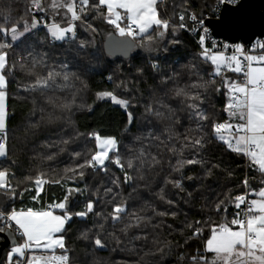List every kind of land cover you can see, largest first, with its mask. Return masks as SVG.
<instances>
[{
    "label": "trees",
    "instance_id": "16d2710c",
    "mask_svg": "<svg viewBox=\"0 0 264 264\" xmlns=\"http://www.w3.org/2000/svg\"><path fill=\"white\" fill-rule=\"evenodd\" d=\"M41 4L46 11L33 12L31 0H0V10H3L0 26L11 27L17 21L30 23L33 15L42 22L12 48L5 49L9 64L22 55L26 61L24 69L17 65L7 76L8 155L0 159V169L10 173L16 195L11 197L0 192V210L43 209L46 202H62L68 196L72 203L67 211L74 214L84 211L92 201L94 212L102 216L73 215L65 226L63 235L72 264H94L95 261L99 264H192L193 255L209 257L211 254L204 253V245L212 226L233 218L238 210L234 198L243 195L246 188L252 192L264 185V176L244 156L229 151L212 133L213 122L230 119L224 111L228 93L223 81L225 78L241 81V74L223 69L221 76H215V66L202 59L193 38L173 24H169L163 36H158L161 29L153 26L151 41L135 39L139 46L135 55L112 59L105 54L103 35L114 29L92 9L84 22L76 23L74 38L53 41L43 23L55 21L67 26L70 14L66 16L65 9L53 10L51 0H41ZM9 12V19H4ZM165 12L174 18L180 13L188 17L202 15L204 11L200 12L192 0H167ZM89 24L96 31L88 29ZM81 41L86 44L84 49L79 47ZM4 42L11 43L10 33L0 35V43ZM29 51L36 59H43L34 70L32 57L26 55ZM155 63L159 66L153 67ZM50 70L68 72L69 80L64 81L61 76L57 87L47 90L46 95L30 90L34 83V75L30 73L44 75ZM210 81L215 83H209L206 89L191 87ZM177 87L200 93L201 110L209 116L202 130L191 118L184 98L174 95ZM104 91L127 100L128 108L109 98L98 99L97 93ZM48 97L56 105H68V108H54L46 102ZM149 105L164 113V118L148 115L145 109ZM93 134L117 140V150L105 163L106 172L77 167L85 164L97 150ZM169 135L173 139L169 140ZM185 136L193 139L203 136L204 146L185 148L182 155L169 150L173 146L179 149ZM49 156L53 158L48 159ZM117 156L123 164L131 159L135 165L134 169H126L133 177L127 183L124 172L112 162ZM152 156L160 163L149 166ZM187 159L201 162L176 171L177 161ZM68 169L83 171V176H73ZM41 173L49 183L42 186L37 196L34 180ZM114 179L118 180L119 187L112 183ZM177 179L182 189L168 183ZM56 180L60 183L53 182ZM108 188L112 192H106ZM69 189L79 191L69 195ZM221 201L224 203L217 212L216 205ZM114 204L127 208L128 215L120 222L107 219ZM132 214L146 217L149 222L122 231L130 223ZM100 224L104 225L103 229ZM189 225L203 228L202 234L193 236ZM85 232L88 239L82 238ZM96 235L106 243L103 250H97L92 243ZM19 239L21 243L22 238ZM10 250L4 251L3 260Z\"/></svg>",
    "mask_w": 264,
    "mask_h": 264
},
{
    "label": "snow or ice",
    "instance_id": "6c2138e0",
    "mask_svg": "<svg viewBox=\"0 0 264 264\" xmlns=\"http://www.w3.org/2000/svg\"><path fill=\"white\" fill-rule=\"evenodd\" d=\"M162 0H51L50 7L53 10L65 9V15L70 14V19L66 27L53 21L52 23H43V27L47 30L48 35L53 41H64L71 33L75 37L77 21L84 22L89 9L94 10L101 19L108 25L112 26L119 37L131 38L133 41L140 37L142 40H152L150 29L155 26L161 29L158 33L163 36L169 29V20L162 19L158 4ZM230 2V0H221V3ZM234 2V0H231ZM33 12H44L46 9L42 7L41 0H31ZM3 11V10H0ZM59 14V13H57ZM10 12L5 15L4 19H9ZM179 19L183 21L184 15L181 14ZM192 20H196V16H191ZM126 21V23H125ZM203 26V20L199 21ZM42 22L35 15L32 16L30 23L28 21H17L11 27L0 26V35L8 36L10 33V41L0 43V158L7 157L8 143L6 135V122L8 112L6 109V88L8 84V73L19 65L21 69L25 68L26 56L22 55L18 61L9 64V54L5 49L12 48L15 42L19 41L26 34L31 33L34 29L40 27ZM91 31H96L92 25H86ZM184 28L183 23L180 24ZM205 35L199 37V43L203 48L201 57L205 61H211L215 66L214 75L221 76L222 70L243 74V81H230L224 79V86L227 88L228 103L225 105L224 111L229 116V121L213 122L212 133L217 140L223 143L227 149L237 155L246 157L249 165L264 176V52L260 55L246 54L243 46L236 45L234 54L225 56L223 53L209 54V49L203 47L205 45L206 34L208 29L203 28ZM79 47L84 49L85 42L81 41ZM264 50V43L255 45L250 51L256 48ZM27 56L32 57V69L34 70L43 59H36L32 52H27ZM66 67V66H64ZM156 67V65H153ZM34 75V83L30 86V90L39 91L42 95H46L47 90H54L57 87V79L62 76L64 81L69 80L68 72L50 70L44 75L32 71ZM111 79V77H109ZM209 83L215 81L192 84V88H207ZM219 91V89H217ZM176 97H183L187 109L190 110V116L197 123L198 129H203L205 122L209 120L206 112L201 110L202 97L199 92H189L185 88L177 87L174 89ZM98 99L110 98L117 105L128 108L129 102L117 98L112 92L104 91L97 93ZM53 107H60L62 110L67 109L68 105H56L51 97L46 100ZM146 113L158 119L164 118V113L159 109H154L149 105L145 109ZM129 122L132 121L131 113L128 114ZM236 120V123L231 122ZM35 127V125H33ZM168 131V130H166ZM97 141L98 150L91 156L85 164L78 165L79 169L90 167L107 171L105 161L110 159L109 153L117 150V140L112 137L101 138L97 134H93ZM159 139V137H157ZM169 140L173 139V135H169ZM163 143V141H162ZM205 139L203 136L198 138L184 137L179 149L175 146L169 150L179 152L181 155L183 150L188 147L202 148ZM77 156L79 154H76ZM144 153H141L143 156ZM52 159V156L47 157ZM124 172V182L127 183L133 179L126 169H134L133 160H128L127 164H123L117 156L113 161ZM194 159L178 160L176 171H180L185 165L200 163ZM141 165L144 161H140ZM160 161L155 157H151L149 166L159 164ZM73 176H83V171L77 173L76 169H68ZM10 173L7 169H0V192L14 197L16 195L15 188L9 179ZM45 174L41 173L34 180L37 186V196L42 190V186L49 183L44 178ZM73 178V177H69ZM143 179V176H141ZM60 183L59 180L53 181ZM119 187L117 179L112 181ZM168 183L174 187L182 189V183L179 179L169 180ZM248 185V181H244ZM264 183V180H262ZM79 189H69V195ZM112 192L111 188L105 190ZM252 195L257 198L248 199V195H240L234 198V206L238 211L230 221L213 225L211 235L207 238L204 245V253L211 254V259L207 255H193L190 259L192 264H264V187L259 191H252ZM35 199V197H34ZM163 199V197H161ZM168 203H172L168 201ZM223 201L216 205V211L221 210ZM68 196L64 201L50 205L49 208L62 210V215H56L52 210H34L28 208L26 211L12 209L11 211L0 210V232L10 230L15 226L16 230L24 239V243L17 244L11 248L8 253V264H20V259L13 260L14 257L25 258L26 253L31 252L26 258V264H72L70 250L65 243L63 233L66 231L65 225L72 220L73 215L85 218L89 213L96 216H102L101 213L94 212V204L89 201L85 210L70 213L67 211ZM246 205L241 211V206ZM226 211V209H225ZM158 215H166V213H157ZM128 215L127 208L123 204H114L112 211L108 213L107 219L113 222H120L124 216ZM148 218L136 214L130 217V223L126 224L122 231L131 228H139L141 225L148 223ZM199 223V222H197ZM100 229L104 228L103 224L99 225ZM193 229V236H199L203 232V228H197L189 225ZM60 234V235H57ZM83 239H88L87 232L82 234ZM141 239L142 237H136ZM97 250H103L106 243L100 235H96L92 241ZM60 250V254H57ZM162 251V250H161ZM39 253V254H37ZM94 264H99L95 261Z\"/></svg>",
    "mask_w": 264,
    "mask_h": 264
},
{
    "label": "water",
    "instance_id": "95a60500",
    "mask_svg": "<svg viewBox=\"0 0 264 264\" xmlns=\"http://www.w3.org/2000/svg\"><path fill=\"white\" fill-rule=\"evenodd\" d=\"M205 23L217 37L248 44L264 35V0H239L237 4H224L219 15L206 18ZM103 48L112 59H128L138 52L135 40L119 37L115 30L103 35ZM71 203L70 197L67 209ZM17 244L19 238L13 228L0 232V264L4 259V251Z\"/></svg>",
    "mask_w": 264,
    "mask_h": 264
},
{
    "label": "built area",
    "instance_id": "2783aa9c",
    "mask_svg": "<svg viewBox=\"0 0 264 264\" xmlns=\"http://www.w3.org/2000/svg\"><path fill=\"white\" fill-rule=\"evenodd\" d=\"M166 1L164 0L161 3V9L165 14V19L169 20V24L175 25L179 29L185 31L191 38H193V40L197 44L198 51H199L200 55H201V52L203 51V48L199 43V37L201 35H205V33L203 32L204 27H206L208 29V33L206 34L205 45L203 47H206L207 49H209V54L223 53L225 56H231L234 54V50H235L236 45L243 46L246 54H251V55L262 54V50L259 49L258 47L255 49V51H250V49H253V47L255 45H258L260 43H264V35L256 37L252 42H250L248 44H246L242 41L234 42V41H230V40L224 39L222 37H217V36L213 35L210 27L205 23L206 18L217 17L224 4H237L239 2V0H234V2H231V0H230V2H225V3H221V0H215L212 4L211 8L208 11L204 12L202 15L191 14L190 16L187 17L185 14L180 13L174 18L166 15V12H165ZM181 14H183L185 17V19L183 21H181L179 19V16ZM192 15L196 16L197 19L195 21L191 19ZM201 20H203V26H201V24L199 23V21H201ZM77 22H75V23H77ZM181 23H183L185 25L184 28L180 27ZM75 35H76V30H75ZM68 36L72 37V34L70 33ZM155 65H156V67L159 66L158 63H155ZM243 79H244V76H243V74H241V82L243 81ZM246 160L248 161L247 158H246ZM92 169L97 170L94 168H92ZM245 194L248 195L249 200L252 199L251 192L248 188H246L243 195H245ZM56 203H59V202H46L43 209L55 211L57 209H55V208L50 209L49 206L54 205ZM245 208H246V205H243L241 207V210H239V211H241L243 214V209H245ZM237 211H235V214ZM14 230H15V233H16L18 238L22 237L20 235V233L16 230V228ZM19 244H20V239H19ZM31 254H32L31 252H28V253H26L25 258L14 257L13 260L15 261L17 259H20V264H26V258L28 255H31ZM37 254H39V253H37ZM57 254H60V250H57ZM2 264H8L7 258L5 260H3Z\"/></svg>",
    "mask_w": 264,
    "mask_h": 264
},
{
    "label": "crops",
    "instance_id": "0c3cea01",
    "mask_svg": "<svg viewBox=\"0 0 264 264\" xmlns=\"http://www.w3.org/2000/svg\"><path fill=\"white\" fill-rule=\"evenodd\" d=\"M164 0H162V2H163ZM166 1V0H165ZM215 0H192V3L194 4V6H198V8H199V10H200V12H206V10L208 11L210 8H211V6H212V4H213V2H214ZM161 2V3H162ZM161 3L160 4H158V9H159V11H160V14H161V12L164 14V12L162 11V9H161ZM203 12V13H204ZM161 16V15H160ZM161 18L162 19H165V15H164V17H162L161 16ZM125 23H126V21H125ZM151 30V29H150ZM158 36H160L159 34H158ZM139 50V46L137 45V51ZM6 101V100H5ZM231 122H233L234 123V120L233 121H231ZM237 121L235 120V123H236ZM0 159H2V158H0ZM262 187H264V185L262 186ZM261 188V187H260ZM259 188V189H260ZM259 189H257L256 191H259ZM254 198H257V197H255L254 195H253V197H252V199H254ZM34 210H44V209H34ZM17 211H20V210H17ZM24 211H26V210H24ZM54 212V211H53ZM54 214H56V215H62V214H58V212L56 211V212H54ZM66 226V225H65ZM57 235H60V234H57ZM211 235V234H210ZM209 235V236H210ZM22 238V237H21ZM22 242L24 243V239L22 238ZM209 259H211V255L209 256Z\"/></svg>",
    "mask_w": 264,
    "mask_h": 264
},
{
    "label": "rangeland",
    "instance_id": "374dc122",
    "mask_svg": "<svg viewBox=\"0 0 264 264\" xmlns=\"http://www.w3.org/2000/svg\"><path fill=\"white\" fill-rule=\"evenodd\" d=\"M61 26H62V24H61ZM64 27H66V26H64ZM114 94V93H113ZM115 95V94H114ZM117 96V95H116ZM117 98H119V99H121V100H125V99H123V98H120V97H118L117 96ZM110 99V98H109ZM127 101V100H126ZM5 104H6V101H5ZM6 109H7V104H6ZM6 126H7V122H6ZM101 138H108V137H105V136H100ZM112 138H114V137H112ZM96 147H97V141H96ZM98 150H100V149H98V147H97V150H96V152L98 151ZM114 152V151H113ZM112 152H110L109 153V155L111 154ZM105 163H106V161H105ZM58 212V214H63V212H61V210L60 209H57V210H55L54 212ZM23 242L21 241V243L20 244H22Z\"/></svg>",
    "mask_w": 264,
    "mask_h": 264
}]
</instances>
